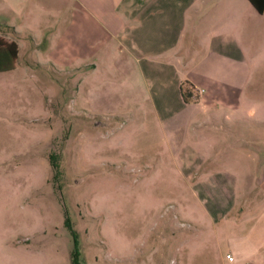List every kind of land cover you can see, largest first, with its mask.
<instances>
[{"label": "rangeland", "instance_id": "rangeland-1", "mask_svg": "<svg viewBox=\"0 0 264 264\" xmlns=\"http://www.w3.org/2000/svg\"><path fill=\"white\" fill-rule=\"evenodd\" d=\"M39 1L38 17L36 0L18 12L0 0V24L20 28L14 38L0 29L17 45L13 68L0 72V264H73L71 253L75 264H264V199L238 211L258 173L199 164L210 134L170 133L149 107L118 105L102 67L88 76L91 60H70V11ZM216 3L207 19L237 38L264 85L263 16L237 7L242 18L229 20ZM23 24L42 32L27 38Z\"/></svg>", "mask_w": 264, "mask_h": 264}, {"label": "crops", "instance_id": "crops-1", "mask_svg": "<svg viewBox=\"0 0 264 264\" xmlns=\"http://www.w3.org/2000/svg\"><path fill=\"white\" fill-rule=\"evenodd\" d=\"M8 1L17 12L25 3ZM46 1L52 3L54 12L63 8L70 11L66 37L72 42L70 60H91L88 76L94 77L95 70L102 67L108 74L102 87L118 91L114 100L118 105L149 107L156 122L165 124L170 133L181 127L183 132H196L203 139L208 138L204 133L210 134L213 142H208L199 164H212L219 171L240 167L258 173L247 183L251 199H244V210L238 209L240 215L243 211L253 213L264 199V85L255 79L253 58L249 56L247 61L237 38L222 31V21L207 19L214 11L208 0ZM222 1L229 12L227 19L242 18L237 11L240 7L245 18L253 20L256 12L246 0H216V5ZM40 3L35 2L38 17L45 9ZM80 24L94 26L100 35L87 31L85 36H77L75 28ZM21 28L32 39L42 32H31L25 24ZM6 30L11 38L20 34L15 25H7ZM76 38H86L85 51L78 46L83 41ZM183 81L192 87L187 101L181 94ZM253 129L259 134L251 133ZM207 156H212V163ZM229 202L233 209V202ZM255 260L261 262L259 257Z\"/></svg>", "mask_w": 264, "mask_h": 264}, {"label": "trees", "instance_id": "trees-1", "mask_svg": "<svg viewBox=\"0 0 264 264\" xmlns=\"http://www.w3.org/2000/svg\"><path fill=\"white\" fill-rule=\"evenodd\" d=\"M251 7L255 10L256 13L263 16L264 19V0H246ZM0 29L6 30V27L1 26ZM17 55V45L12 39H6L4 36H0V72L10 70L13 68L14 61ZM192 93V87L187 84L186 81L181 83V94L184 101H187ZM51 165L55 171L58 173L56 165L52 162V156H49ZM67 224V220H65ZM72 262L75 264V259L73 253Z\"/></svg>", "mask_w": 264, "mask_h": 264}, {"label": "built area", "instance_id": "built-area-1", "mask_svg": "<svg viewBox=\"0 0 264 264\" xmlns=\"http://www.w3.org/2000/svg\"><path fill=\"white\" fill-rule=\"evenodd\" d=\"M192 96V94L190 95V97ZM224 259L227 261V262H233V256L231 253L227 252L224 254Z\"/></svg>", "mask_w": 264, "mask_h": 264}]
</instances>
